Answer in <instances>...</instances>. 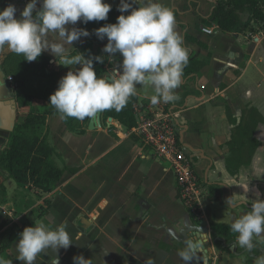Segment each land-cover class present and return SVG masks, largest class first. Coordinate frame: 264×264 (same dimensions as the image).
I'll return each instance as SVG.
<instances>
[{"label": "crops", "instance_id": "crops-1", "mask_svg": "<svg viewBox=\"0 0 264 264\" xmlns=\"http://www.w3.org/2000/svg\"><path fill=\"white\" fill-rule=\"evenodd\" d=\"M18 1L23 6L27 3ZM105 2L111 9L116 8L118 16L121 14L120 0ZM160 2L173 11L175 29L187 49L188 63H192V69L184 66L180 85L174 92L176 100L186 104L185 114L190 123L188 141L204 149L210 162L209 202L215 203V207L211 208L207 202L205 218L201 220L190 215L179 198L173 171L164 161L152 158L138 137L118 120L105 118L104 114L103 127L89 130V118L86 132L78 134L66 127L60 115H49V143L70 169L64 172L56 190L47 194L51 204L46 212L29 226L42 219L54 222L52 227L63 224L74 241L67 249L40 254L37 260L41 264H54L56 259L59 264H73V257L80 254L90 258L91 264H149V261L184 264L178 252L186 240L201 237L198 257L190 264H255L256 257L264 253V242L256 237L253 249L258 250L257 254H249L243 248L238 251L236 242L227 244L223 240L222 246H218L211 236L212 222L230 225L234 218L250 210L257 193L264 199V174L256 171L257 167L264 168V31L255 22L242 33L223 31L209 20L215 0ZM8 4H13L12 0H0V9ZM242 18L247 19L248 14L243 13ZM75 27L92 34L74 42L71 54L79 51L86 56H104L103 63L94 61V69L97 76L107 75L119 63V55L108 57L103 53L107 39H98L95 30L85 23L78 21ZM203 27L213 29L214 33H205ZM42 53L50 58V69L57 73L59 81L69 68L59 64V59L57 63L48 51ZM31 64L42 65L37 60ZM57 86L58 82L55 90ZM152 94L151 87L137 86L131 98L134 102L141 101ZM241 122L256 126L254 137L260 145L251 163L232 175L226 160L231 155L233 130ZM257 156L262 158L259 164L254 162ZM168 172L172 174V182ZM243 186L249 187V191ZM228 198L236 201L237 206L226 205ZM6 216L17 225L12 216ZM18 238L10 249L0 251V257L11 264H23L13 257L18 253L14 250Z\"/></svg>", "mask_w": 264, "mask_h": 264}, {"label": "clouds", "instance_id": "clouds-1", "mask_svg": "<svg viewBox=\"0 0 264 264\" xmlns=\"http://www.w3.org/2000/svg\"><path fill=\"white\" fill-rule=\"evenodd\" d=\"M110 10L111 5L105 0H28L19 17L14 4L0 9V49L7 46L28 62L48 51L56 62L59 59V64L69 68L49 98V103L62 117L84 120L106 110L120 111L136 93L137 86H149L154 90L153 105L178 99L174 90L180 85L188 53L175 29L173 11L160 0H120L118 11L121 14L116 22L95 29L98 39H107L103 53L108 57L117 54L120 57L107 75L97 76L94 69V61L103 63L104 56H86L79 51L71 54L74 42L90 35L86 29L75 27L77 22L107 20ZM261 159L257 156L254 162L259 164ZM256 171L264 174L262 167H257ZM243 187L249 191V187ZM225 204L237 206L230 198ZM53 223L26 226L18 234V261L36 264L37 257L47 250L56 253L71 246L74 239L67 226H50ZM229 226L237 234L235 242L243 249H253L254 237L264 242V199L259 193L250 204V210L234 218ZM202 239L185 241L184 248L178 252L184 264L194 260ZM0 264L11 262L0 257ZM54 264H59V260ZM73 264H91V260L82 254L75 255ZM255 264H264V253L256 257Z\"/></svg>", "mask_w": 264, "mask_h": 264}, {"label": "trees", "instance_id": "trees-1", "mask_svg": "<svg viewBox=\"0 0 264 264\" xmlns=\"http://www.w3.org/2000/svg\"><path fill=\"white\" fill-rule=\"evenodd\" d=\"M243 13L248 14L247 19L242 18ZM117 16L116 8H112L107 20L90 21L85 26L95 30L104 24L115 23ZM209 20L226 32H245L254 22L264 31V0H215ZM87 31L92 34L90 30ZM37 61L42 63L41 67L33 66L31 62L24 60L22 55L11 51L3 59L4 71L8 76L13 77L19 106L30 105L31 101L37 98L43 101L45 109L43 111L32 109L25 114H18L14 130L0 149V168L7 170L20 184L34 179L37 186L49 192L57 186L68 167L61 168L55 163L54 158L59 157L60 154L48 140L47 117L55 114L61 116L49 103L50 94L55 91L58 82L57 73L50 69V58L47 55L41 53ZM191 64L187 63L192 69ZM104 114L105 118H114L129 130L136 126L134 100L131 96L123 109L106 110ZM61 118L70 131L78 134L86 132L89 118L84 120L62 116ZM229 118L236 123V119H233L231 114ZM255 127L251 123L241 122L233 130L230 142L231 155L226 160L227 168L232 175L238 174L240 167L251 163L254 151L260 145V141L254 137ZM133 138L137 140L134 135ZM50 204L51 202L48 203V207ZM44 213L34 215L30 222L22 224V227L13 224L8 216L1 218L0 251L10 249L18 234ZM211 229V236L216 245L222 246L223 240H226L227 244L235 243L237 234L231 231L228 224L212 222ZM257 251L252 249L248 253L257 254Z\"/></svg>", "mask_w": 264, "mask_h": 264}, {"label": "built area", "instance_id": "built-area-1", "mask_svg": "<svg viewBox=\"0 0 264 264\" xmlns=\"http://www.w3.org/2000/svg\"><path fill=\"white\" fill-rule=\"evenodd\" d=\"M207 34L213 29L203 27ZM13 80V77H10ZM186 104L174 102L153 105L151 97L134 102L136 126L134 133L152 158L164 161L173 171L180 200L195 219L205 218L207 202L211 200L208 172L210 162L199 146L188 141L190 123Z\"/></svg>", "mask_w": 264, "mask_h": 264}, {"label": "rangeland", "instance_id": "rangeland-1", "mask_svg": "<svg viewBox=\"0 0 264 264\" xmlns=\"http://www.w3.org/2000/svg\"><path fill=\"white\" fill-rule=\"evenodd\" d=\"M12 3L16 6L17 8L16 14L18 15L24 6L18 0H12ZM7 51H8L7 46L0 49L1 68H3L2 62H3L4 56L7 53ZM10 77L11 76H8L6 74L7 81L10 82L11 87L14 88V91H15V87L13 85L14 80L11 81ZM15 96H16V93H15ZM16 99H17V96H16ZM17 108H18V114H25L26 112L32 109L43 111L45 109V105L41 99L35 98L31 101L30 105H27L25 107H20L17 101ZM110 131L113 133L112 128H110ZM6 136H7V132L0 131V149L3 147L6 141ZM54 160H55V163L59 167L66 166V161L62 157H57V158L55 157ZM69 169L70 168L68 167V170ZM167 176L171 178V182H172L171 172H168ZM55 190L56 188H54L53 191ZM49 193L50 191L49 192L45 191L43 188L37 186L34 179H29L26 183L20 184L13 177L10 176V173L7 170L0 168V211L2 210V213L0 212V220L4 216H6V214L9 216H12L9 213V212H12L14 214V216H12L13 222L17 223L18 227H22V224L30 222V220L35 214L46 212L48 208V203L50 202V197L47 196V194ZM39 201H42L41 202L42 205L40 204ZM208 204L210 205L211 208L214 209L215 203L213 204L212 202H208ZM3 205H5V207H3ZM39 221L45 222L46 220L44 221V219H42ZM48 222L46 221L45 223L47 224ZM14 250H16V246ZM237 250L241 251L242 248L239 247ZM17 255L18 253L14 254L13 257L17 263H20V261L16 259ZM36 264H41V263L39 262V260H37Z\"/></svg>", "mask_w": 264, "mask_h": 264}, {"label": "water", "instance_id": "water-1", "mask_svg": "<svg viewBox=\"0 0 264 264\" xmlns=\"http://www.w3.org/2000/svg\"><path fill=\"white\" fill-rule=\"evenodd\" d=\"M109 73V72H108ZM104 112H100L96 117L90 118L88 129L95 130L103 127ZM18 117L17 99L14 88L11 87L10 82L6 79V74L0 66V130L10 133L14 130ZM195 229H200L195 227ZM196 257L198 254L196 252ZM198 259V258H197Z\"/></svg>", "mask_w": 264, "mask_h": 264}]
</instances>
